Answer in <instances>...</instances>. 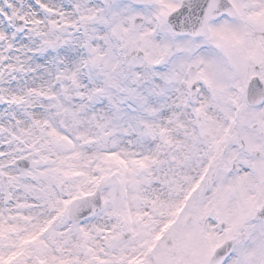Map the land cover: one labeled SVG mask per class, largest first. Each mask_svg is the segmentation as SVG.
<instances>
[{"label":"snow or ice","instance_id":"1","mask_svg":"<svg viewBox=\"0 0 264 264\" xmlns=\"http://www.w3.org/2000/svg\"><path fill=\"white\" fill-rule=\"evenodd\" d=\"M0 264H264V0H0Z\"/></svg>","mask_w":264,"mask_h":264}]
</instances>
